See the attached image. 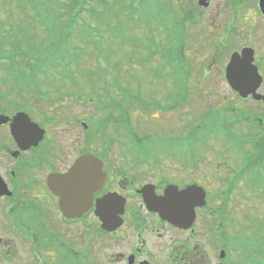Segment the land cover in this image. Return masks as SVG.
<instances>
[{
	"label": "rangeland",
	"instance_id": "obj_1",
	"mask_svg": "<svg viewBox=\"0 0 264 264\" xmlns=\"http://www.w3.org/2000/svg\"><path fill=\"white\" fill-rule=\"evenodd\" d=\"M31 1L36 0H0V18L1 12L22 11L20 7L18 10V6ZM84 1L42 0V4L45 5H39L36 8L42 11L51 10V16H55L52 20L57 29L60 27L57 25H63L70 15L68 8L63 7L64 4L75 3L76 6L73 9L79 12L80 17L77 19L78 25L67 39V29L58 30L56 36L50 34L49 37H52V40L60 39L63 42L66 39L62 45L74 53V56L62 54L66 62V66H63L58 59V54H51L55 66H44L43 70L37 71V74L45 71L48 75L51 74V81L45 83L48 86L46 89L50 92L47 94L53 98L48 101H30L31 108H41L53 113L51 117L57 123V128L53 131L54 139L63 151L70 150L63 154L67 152L74 154L72 141L84 140L88 128L92 132L89 133H91L93 150L99 148L103 135L112 141V147H109L110 154L123 156V160H126L124 157L128 155L132 157V153L127 151L132 149L125 147L129 137L123 134V131L119 135L116 129L113 131L114 125L106 121L104 115L108 109L114 115L119 113L112 107L103 108L98 100L107 102L106 99L111 96L113 103L128 108L125 113H128L129 119L133 122V131L144 138L143 145H147L153 152L152 157L149 155L140 157L145 161L153 158V161L150 164L137 163L139 172L146 171L149 176H154L153 173L181 175L182 180H185L187 184L196 182L206 191L204 206L206 211L213 210V215L207 216L205 212V215L201 216L200 212L197 213V216L199 215L196 216L197 220H202L203 226L194 238L197 244L196 249L188 250V257L192 262L195 260L196 264H220L221 260L217 252L223 247L228 256L227 261H232V264H264V116L261 115V110L253 106V102L242 101V103L241 100H237L223 83V65L220 63L223 52L226 50L217 46L215 39L209 42L210 36L205 35V28H212L211 8L199 24L187 22L185 39L192 46L188 45L184 50L186 65L183 71L187 72V77L183 90L186 91L181 101L173 103L176 99L172 97L173 88L167 89V85L163 82L165 77H168L163 68L164 62H157L158 58H162L161 55H155L154 60L151 61L156 68H153L148 61L144 65L139 62V59L146 57L147 54L146 51L140 50L141 45L145 47L150 45L152 36L158 34L164 27V23L155 22L152 9L149 10L152 16L135 18L137 22L132 24L133 12L128 19L124 18L115 9L117 0H86L85 3ZM120 1L124 4L128 3V0ZM173 1L178 14H181L178 7L180 0ZM217 2L223 6L227 0H213L214 4ZM83 4L84 9H82ZM90 8L92 13L89 12ZM118 9H120L119 6ZM142 9L146 10V7ZM220 9L222 13L219 12V24L225 19L223 8ZM189 18L188 16V20ZM119 20L124 24L120 28L117 26ZM84 22L96 32L90 28L80 31L83 29ZM215 26L216 21L213 28ZM5 29L8 30V26ZM23 29L26 30L25 23L21 30ZM27 30L30 36V28L28 27ZM194 30L204 31V34L202 37L199 35L197 39ZM46 32L42 30V26L37 27L35 41L44 45L48 44ZM215 32L221 34V26L215 28ZM161 39L165 41L162 35ZM94 43L104 50L101 51L100 56L93 47ZM194 45L196 46L193 47ZM1 49L6 52L10 49V45L2 44ZM84 50L87 51V57ZM37 55L43 57L42 53L32 54L33 57ZM6 58L4 55L2 59ZM217 65H220L218 69ZM99 70L103 78L99 77ZM115 75H117V82H115ZM4 90L5 93L10 92V88L5 87ZM260 91L264 92V87ZM90 94L93 98L88 105ZM129 94L130 97L140 98L146 106L152 104V107L147 109L148 112L138 107L134 109L130 106L134 103H132L133 100L130 97L126 100ZM83 97H86L85 101H82ZM207 112L212 114L207 116ZM229 112L235 117V121L232 122L231 137L227 132L221 131V127L214 128L219 117L222 119L226 116L227 120L233 117L225 115ZM210 118L213 120L212 129L208 124ZM181 119L187 123V126L181 123ZM82 122L87 128H83ZM205 127L209 130L208 132L203 130ZM186 133L196 134L199 139V142H193L190 138L191 144L187 145V151L180 144L174 143L183 140L173 137L186 135ZM147 137L160 139L159 145L151 143V139L146 140ZM231 138L233 145L229 143ZM235 149L238 151L235 152ZM248 160L254 164L249 168ZM243 166L247 168L241 171ZM235 170L239 171V175L233 179L231 187H228L227 178H233L231 174ZM252 173L256 177L252 176ZM161 178L156 177V181ZM211 218H214V222L210 220ZM208 219L212 227L208 224ZM196 228L198 230V226ZM205 233L211 235L213 239L217 234L218 240L215 239V242L211 244ZM223 235L226 236L223 237ZM92 236H94L93 233ZM24 240L25 237H22L18 242L21 247L17 246L15 250L14 247L2 248L0 264H39V260L32 254L34 244H31L30 250L23 254L24 259L21 254L20 262L15 261L12 255L21 250L25 251ZM45 242L48 241L43 240L41 245ZM202 243L204 247H207L208 256L202 251ZM104 248V245L97 242L92 244L94 255L91 259L100 261L97 259L98 254H101ZM113 249V243H110L107 250L112 252ZM225 259L222 262L227 264ZM44 260H46L45 256Z\"/></svg>",
	"mask_w": 264,
	"mask_h": 264
},
{
	"label": "flooded vegetation",
	"instance_id": "obj_2",
	"mask_svg": "<svg viewBox=\"0 0 264 264\" xmlns=\"http://www.w3.org/2000/svg\"><path fill=\"white\" fill-rule=\"evenodd\" d=\"M220 4H214L213 0H180L182 24L186 26L190 22L188 16L192 23L199 24L211 8L212 29L205 28V35L210 36L209 42L215 39L216 45L226 50L220 63L222 80L229 83L225 87L237 100L253 102L264 116V101L258 99L264 95L260 91L264 87V0H227L225 5ZM220 8L225 14L221 24L218 23ZM219 26L221 34L215 32ZM194 33L199 39L204 31L194 30ZM176 35L178 43H170L169 47L184 51L188 45L192 46L186 42V30ZM170 37L173 40L171 34ZM232 57L233 62L226 69ZM177 62L184 64L183 59ZM7 99L6 106L0 102V250L5 247L15 250L25 237V251L12 255L16 262L34 244L32 254L39 264H196L188 257V250L196 249L194 238L203 226L197 217L205 212L210 216L213 210L193 206L194 216L191 218L183 212L177 224L163 219L149 207L186 206L154 203L150 199L161 200L167 185L181 190L196 182L187 184L181 175H169L166 182L156 181L158 175L136 171L117 155L99 156L100 166L84 159L75 166L76 159L89 152V140L72 141L74 154H68L70 150L60 149L54 139L57 123L38 121L37 125L44 130L43 137L36 143L28 142L27 135L33 140L36 133L28 134L26 123L15 125L12 118L26 111L21 104L23 97L19 94ZM33 113L42 114L40 109H34ZM220 125L230 127L228 123ZM65 151L67 154H63ZM86 172L92 174L90 179L73 177ZM80 185L84 186L83 191ZM60 206H83V211L72 210L73 215L67 216ZM96 206H100L102 219L106 210L115 214L108 229L101 227ZM210 220L214 222V218ZM208 224L212 227L209 219ZM205 234L211 244L218 240L217 234L215 239ZM43 240L48 242L41 245ZM96 242L105 246L97 262L91 259L92 244ZM110 243L114 247L112 252L107 250ZM201 246L208 256L207 247L203 243ZM222 248L217 252L219 256L222 251L221 261L228 258Z\"/></svg>",
	"mask_w": 264,
	"mask_h": 264
},
{
	"label": "water",
	"instance_id": "obj_3",
	"mask_svg": "<svg viewBox=\"0 0 264 264\" xmlns=\"http://www.w3.org/2000/svg\"><path fill=\"white\" fill-rule=\"evenodd\" d=\"M197 192H199L198 194H196L195 192H192L191 190H189V191H185V193L183 194V197H185L184 198V200H185V203L186 204H188V203H190V200L192 199V197H199L200 198V201H201V199H202V197H203V191H201V190H199V191H197ZM203 201H201V203H202ZM164 207V208H163ZM180 207L179 206H162L161 207V209H162V211L165 213V215H166V217L167 218H169V217H171L172 215V212L173 211H177L178 209H179ZM160 209V210H161Z\"/></svg>",
	"mask_w": 264,
	"mask_h": 264
}]
</instances>
